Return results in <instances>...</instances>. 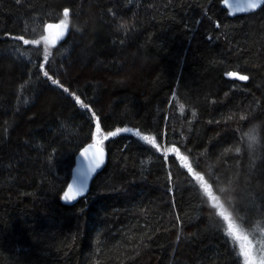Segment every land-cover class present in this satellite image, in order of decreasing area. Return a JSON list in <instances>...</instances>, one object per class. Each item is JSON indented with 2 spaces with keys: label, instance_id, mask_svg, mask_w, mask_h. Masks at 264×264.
Returning a JSON list of instances; mask_svg holds the SVG:
<instances>
[{
  "label": "trees",
  "instance_id": "1",
  "mask_svg": "<svg viewBox=\"0 0 264 264\" xmlns=\"http://www.w3.org/2000/svg\"><path fill=\"white\" fill-rule=\"evenodd\" d=\"M91 143L108 163L66 205ZM261 240L264 6L0 0V264H245Z\"/></svg>",
  "mask_w": 264,
  "mask_h": 264
},
{
  "label": "water",
  "instance_id": "2",
  "mask_svg": "<svg viewBox=\"0 0 264 264\" xmlns=\"http://www.w3.org/2000/svg\"><path fill=\"white\" fill-rule=\"evenodd\" d=\"M252 2V0H237V4L242 7L246 12H254V11H258L259 9H261L264 6V0H259V6L257 8H249L248 4ZM60 22L57 23H49L52 25H58ZM48 24V25H49ZM48 25L46 26V39L48 40V42L50 43V45L55 48L56 46H58L59 44H61L63 41H65V39L68 37L70 31H71V26L68 23V28L67 30L64 32V35L62 38L57 39V33L60 31V29L56 28V27H52V28H48ZM229 73H234L236 75L234 76H230ZM239 75H244L240 72H236V71H231L226 73L225 77L229 80L232 81H238L241 83H246L248 82L249 78L247 80H240L238 78ZM247 76V75H246ZM248 77V76H247ZM89 145H93V147L89 148ZM85 148H89V151L86 155H82V153L84 152ZM103 149V163L100 164V166L98 168H96L94 171L90 169L89 164L91 161H93L94 159L99 157V149ZM109 160V153L107 152V150L97 144L91 143L86 145V147H84L80 153L77 155L76 157V164L75 167L73 169V173H72V178L70 180L69 185H73L74 188L78 187L80 184V180H81V173H86V184L83 188V191L80 195H76L75 199L72 200H65L64 195L62 197V202L66 205H74L78 202L79 199L86 197L91 190L92 187V183L94 181V179L96 178V176L101 173L103 171V169L106 167L107 163ZM75 181V184H74ZM68 185V186H69ZM68 190V187L66 189V191ZM65 191V192H66Z\"/></svg>",
  "mask_w": 264,
  "mask_h": 264
},
{
  "label": "snow or ice",
  "instance_id": "3",
  "mask_svg": "<svg viewBox=\"0 0 264 264\" xmlns=\"http://www.w3.org/2000/svg\"><path fill=\"white\" fill-rule=\"evenodd\" d=\"M258 6H259V0H252V2H250V3L248 4V7H249V8H253V9H254V8H257ZM241 10H243V9H241ZM63 16H64V19L61 20L60 23H59L58 25H52V24H49V25H48V28L56 27V28L60 29V31L57 33V39L62 38L63 35H64V32H65V31L67 30V28H68V19H69V10H68V9H65V10H64ZM20 39L23 40V43H24L25 45H27V44L30 43L29 40L23 39L22 36L20 37ZM36 43H38V41H37ZM48 56H49V53H48L47 50H46V51H45L44 59L47 60V59H48ZM44 75L47 77L49 74H48L47 71H45V72H44ZM229 75H230V76H234V75H236V74H234V73H229ZM238 78H239L240 80H247V79H248V77H247L246 75H239ZM52 83H53V84H57L58 81H56V80H52ZM64 91L67 92L68 89L65 88ZM75 99H76V102H77V103L81 104V107L88 108V105H87V104H84V103L81 102L79 96H76ZM181 111H183V106H181ZM93 115H95V114L93 113ZM96 128H97V132H99V131H100V126H99L98 119H97V126H96ZM120 131H125V132H127V131H131V130H130V129H117L115 132H110V133H108V136H115V135H116L118 132H120ZM137 135H139V133H137ZM108 136H105L104 139H107ZM142 139H143L144 141H147L149 144H152V145L155 146V143H156V142H155L154 138L149 137V136H144V137H142ZM97 143H100V141H97ZM91 147H93V145H89V148H91ZM89 148H85V149H84V152L82 153V155H86V154L88 153V151H89ZM169 151H173V149H169ZM183 159H187V158H186V157H183ZM102 163H103V149L101 148V149H99V157L96 158V159H94L93 161H91L90 164H89V167H90L91 170L94 171V170H95L96 168H98V167L100 166V164H102ZM188 171H189V172H192V168L189 167V168H188ZM86 175H87L86 173H81V177H82V178H81V180H80V184H79L78 187H75V188H74L73 185H69V186H68V190L64 193V198H65V200H72V199H75V196H76V195H80V194L82 193L83 188H84V186H85V184H86ZM198 178H199V179H202V177H198ZM74 184H75V181H74ZM220 207H221V211L219 212V215L222 216L223 219H224L225 221H230V216H229V215L223 210L222 206H220ZM233 230H234V225H233L231 222H229V224H228V231H227V234H228V235H231V234L233 233ZM243 255H244L245 258H246V262H245V264H252V261L249 259V255H248V253H247V252H244ZM261 264H264V260L261 261Z\"/></svg>",
  "mask_w": 264,
  "mask_h": 264
},
{
  "label": "rangeland",
  "instance_id": "4",
  "mask_svg": "<svg viewBox=\"0 0 264 264\" xmlns=\"http://www.w3.org/2000/svg\"><path fill=\"white\" fill-rule=\"evenodd\" d=\"M228 10L231 14H237L245 12V10L237 4V0H226ZM243 9V10H241ZM165 152L169 151V148L164 149ZM234 234V232H233ZM232 235V234H231ZM237 241V240H236ZM244 247V245H243ZM264 260V240H261L254 249V254L252 255V264H261Z\"/></svg>",
  "mask_w": 264,
  "mask_h": 264
}]
</instances>
